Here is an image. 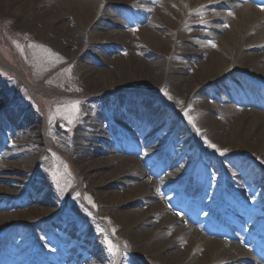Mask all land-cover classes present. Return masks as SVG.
<instances>
[{"label":"rangeland","instance_id":"374dc122","mask_svg":"<svg viewBox=\"0 0 264 264\" xmlns=\"http://www.w3.org/2000/svg\"><path fill=\"white\" fill-rule=\"evenodd\" d=\"M100 2L113 13L111 19L121 24H113L110 18L102 22L104 28L117 32L115 40L95 37L90 23L87 31L82 29L74 35H66L63 43L56 44L48 33L50 31L46 30L47 19L63 14V22L73 27L71 11L62 7L59 12L61 0H32L31 3L0 0V106L12 109L15 104L24 103L36 118L42 138L46 139L44 142L41 136L32 141L23 137H3L5 132L1 131L7 132L9 126L3 123L6 116L0 112V175L17 177L14 185L0 183V194L12 196V199L0 197V233L9 230L0 243V264H32L28 251V236L32 232L40 245L38 264H119L124 256L134 261L129 264H174L162 263L146 245L135 246L136 239L119 227L107 198L98 193L94 183L99 180V175L93 177L94 172L90 171L91 182L81 180L73 158L66 154V149L54 140L53 135L48 134L49 130L67 138L79 130L82 135L91 134L81 129L80 124L83 125L84 121L97 125L99 131L91 134L93 145L89 150L106 145L112 151L100 156H118V161L106 172L121 165L123 158L130 159L125 176L129 183L118 181L109 187L110 191H115L116 201L137 193L136 188L145 180L132 177L138 166L147 170L148 180L163 184L164 187H159L160 196L148 202L142 198L137 203L141 210L150 209L153 203L159 202L168 208L169 214L184 218L198 200L206 204L207 201L218 202L223 193L218 184L217 159L223 152L220 158L234 175L224 193L222 210L215 204L212 210L196 213L194 221L183 219L163 232L169 237L187 223L196 227L197 221H204L211 229L209 236L235 241L247 238L243 247L253 250V255L257 256L253 246L264 235V226L257 224V220L264 216V184L258 180L264 169V155L257 154L262 143L255 145L253 141L245 142L240 137H227L224 143H219V137L203 128L200 120L209 109L221 106V99L204 90L202 100L196 101L178 94L171 84L176 75L190 81L187 88L194 87V91L208 84L207 78L196 74V51L200 52L198 60L202 61L212 54H219L215 38L210 34L215 32L219 36L226 29L224 21L210 20L207 17L209 12L186 17L175 5L169 9L153 0ZM184 19L187 27L179 38L178 27ZM212 25L221 28L215 30ZM144 28L147 34L162 36L147 46L143 42ZM120 31L123 36H119ZM188 49L195 53L187 52ZM139 59L158 61V67L162 66L159 76L163 75V81L135 82L137 79L131 74L130 67ZM79 63L98 71L95 76L104 82L105 87L99 94L102 98L118 94L119 97L136 99L143 114L150 115L156 110H159L158 114L164 112L162 120L167 119V125L160 121L152 123L144 133L137 135L142 116L138 118L137 110L132 108L128 109L132 120L119 115L118 110L114 113L116 129L109 127L102 117L98 123L93 122L95 112L85 110L91 90L84 83L86 76L80 71ZM256 76H250L254 87L257 85L252 80H264L263 74L256 73ZM224 77L225 74L220 76ZM236 79V84L242 86V81ZM238 91L240 93L232 98V103L243 109L251 108L239 87ZM223 97L228 95L224 93ZM117 136H129L132 140L154 139L145 150H133L135 147L131 145L129 151H120L113 146ZM209 143L216 147H209ZM10 153L17 156L11 158ZM225 155L234 157L225 160ZM22 157L29 158V162L23 163L24 172L8 163L18 162ZM166 158L175 163L163 167ZM196 169L198 178L188 189L187 177ZM176 180L180 184H176ZM199 187L207 188L206 196L202 198L198 194L195 200L183 201V194H197ZM259 188L262 191L258 192ZM18 191L21 194L16 196ZM221 211L226 213L224 217L219 216ZM251 213L253 217L249 219ZM56 215L59 216L57 219L52 218ZM161 217H152V221L157 223ZM247 225L258 229L256 237L247 234ZM188 236L183 237L188 239ZM178 250L188 253L184 244L179 245ZM247 264H253V261Z\"/></svg>","mask_w":264,"mask_h":264},{"label":"bare ground","instance_id":"6f19581e","mask_svg":"<svg viewBox=\"0 0 264 264\" xmlns=\"http://www.w3.org/2000/svg\"><path fill=\"white\" fill-rule=\"evenodd\" d=\"M10 1L17 2V0ZM24 1L31 3L32 0ZM153 1H157L156 3L164 5L169 9L175 5L177 10L183 12L186 17L190 14L197 15L209 12L207 17L210 20L224 21L226 29H224L219 36H217L215 32L210 34V37L215 38V44L218 46L216 50L219 54H212L202 61L198 60L200 52L196 51V60L198 61L195 66L196 74L207 78L208 84L194 91V87L187 88V84H189L190 81H187V79L181 75L173 76L171 84L175 86V91L178 94L184 97L189 96L196 99V101L202 100L204 90H208L212 95L219 97L223 104L209 109L201 117L200 124L203 128L214 132L216 134L215 136L220 139L219 143H224L227 137H240V139L245 142L253 141L255 145L262 143V145L259 146L257 154L264 155V91L257 90L250 82V76L257 77L256 73L264 75V10H262L264 9L262 5L264 0ZM35 2L36 1H34V3ZM62 7H67V9L71 11L70 14H73L70 17L73 27L63 22V14H58L53 18H49L45 23L46 30L50 31L48 33L54 37L56 44L63 43L64 36L66 35H74L78 33L79 30L82 31V29L87 31L90 23L92 25L91 31L95 37L98 36L112 40H115V37H117V32L114 30H107L103 27L102 22L105 18H110V20L114 22L113 24H121L119 21L113 18L111 19L113 13L107 11L100 0H61L59 12H61ZM222 8L228 9L223 10ZM231 15H233L232 18ZM23 22L25 23L26 21ZM186 27V19H184L180 22L178 27L179 38ZM211 27L215 30L221 28L216 25H212ZM144 30L146 34L143 42H145L147 46H151L152 43L159 40L160 36H162V34H147L146 28H144ZM123 35L124 33L120 31L119 36ZM187 52L195 53L189 49ZM79 65L80 71L86 76L84 83L91 90L85 110L95 112L96 116L91 119L93 122L98 123V121H100L99 118L102 117L103 121H105L109 127L116 129V125H114V117L116 114L114 113H117L118 110L119 115L128 120H132L133 116L128 111V109L132 108L133 110H137V117L142 116L140 122L141 127L138 129L137 135L144 133L152 123L160 121L161 124L167 125L168 120H162L164 112L158 114L159 110H156L154 113H150V115L146 113L143 114L142 106H140L141 104L139 103L137 104L136 99L129 98L128 96L119 97L118 94L102 98L99 94L105 90V87H103L104 82L95 76L98 71L83 66L81 63H79ZM158 65H160L158 61L155 63L147 62L143 59L137 60L134 65L130 67L131 74L137 79L135 82L139 84L145 80L148 82L157 80L161 83L163 81V75L161 74L162 76H159V71L161 68L162 73V66L158 67ZM224 74L225 77L220 78V76ZM240 77H242V79ZM236 78L242 81V86L236 84ZM132 83L136 84L134 82ZM237 86L242 90L251 108L243 109L232 103V98L240 93ZM224 93L227 94L228 97L224 98ZM104 108L107 109L108 112L107 110L105 111ZM239 111L241 112L239 113ZM0 112L6 116L5 122L3 123L9 126L7 132L1 131L5 132L3 137H23L24 139L32 141V139L37 140L41 136V130L37 127L36 118L26 109L24 103L19 102L15 104L12 109H3V106H0ZM228 124V129H225ZM86 126L89 127L86 128ZM80 127L83 131L91 134L99 132L97 125H90L86 121H84L83 125L80 124ZM48 134L53 135L54 140L66 149V154L73 158L72 160L76 164L77 174L81 180L90 181L89 177L92 176V174H88L90 171L94 172L93 177L99 175V180H96L94 184L98 188V193L107 198L108 207L111 208L113 217L119 227L122 230L129 231V233L133 235L136 239L134 243L135 246L137 245V247H140L146 245L147 249L153 255H158L160 257L162 263L169 261L170 263L174 262V264H247V262L253 261V264H264V235H262L258 239L256 245L253 246V249L257 250V256L253 255V250L243 247V244H246L245 241L247 238H240L239 241H235L219 238L217 236H209L211 229L206 227L204 221H197L196 227L191 223H187L177 228L173 235L171 234L169 237H165L166 234H164V230L171 228L179 221H183V219L194 221L196 213L201 210H205L206 212L212 210L215 204L217 208L222 210V201H225V194L223 198H220L216 203L207 201L208 204H206L205 201L198 200L199 202L197 201V205H193L188 211V215L184 218L183 216L169 214L168 208L159 202L153 203L150 209L141 210L136 205L142 198L145 202H148L150 199L160 196L161 189L159 187H164L161 181L148 180L146 178L147 170L138 166L135 169L137 173L133 174L132 177L145 180L136 188L137 193L121 201H116L115 191H110L109 187L118 181L119 183H129V180L125 177L128 161H130L129 158H123L121 165L106 172L108 168L112 167L116 161H118V156L109 155L107 158L105 156H100L102 153L106 154L112 151V149L106 145H100L94 150H89V147L93 145V139L90 137L91 134L82 135L80 130L76 131L73 136L68 138L51 132L50 130ZM153 139L154 137L145 138L143 140L133 138L132 140V137L129 136H117L114 137L113 142H115V144L113 146L120 151H129L131 145L135 147L133 150H145ZM41 140L46 142V139L42 138V136ZM7 154L8 153H4V155ZM16 156V153L9 154L11 158ZM233 157V155H225L224 159L229 160ZM27 159L29 158L22 157L18 162L8 161V163L13 165L14 169L20 168L21 172H24L25 170L22 167L24 162H29ZM173 163H175V161L166 158L163 161V167H166V165H173ZM138 168L140 169L137 170ZM226 173L228 181H232L234 171L231 168H227ZM197 178L198 170L196 169L187 177L186 186L188 189L194 186ZM258 180L261 184H264V169ZM16 182L17 177L14 175H0L1 184L6 183L8 185H14ZM175 183L180 184L178 180H176ZM260 190L262 189L259 188L258 192H260ZM20 192L18 191L15 195H20ZM198 194L202 195L203 198L206 196L207 190H203L199 187L197 194L192 196H184L183 194V197H181L183 201L187 199L192 201L197 198ZM53 213L54 212L51 214ZM160 215H162L160 221L154 223L152 217L157 219ZM220 215L224 217L226 213L221 211V213H219V216ZM250 215L249 219H252L253 213ZM58 217L59 216L56 215L52 218L57 219ZM257 224L264 226V216L257 220ZM257 231L258 229L255 230L254 226L247 225V234L249 235L250 233L251 237H256ZM215 233L218 235L217 232ZM185 235H189L188 239L183 237ZM182 244L186 246L188 250L187 254L178 250V246ZM120 260L119 264L134 262L126 256Z\"/></svg>","mask_w":264,"mask_h":264},{"label":"snow or ice","instance_id":"6c2138e0","mask_svg":"<svg viewBox=\"0 0 264 264\" xmlns=\"http://www.w3.org/2000/svg\"><path fill=\"white\" fill-rule=\"evenodd\" d=\"M262 10H264V9H262ZM212 46L214 47L215 45H212ZM165 94H166V93H165ZM72 107H73L74 110H77L75 105H73ZM189 119L191 120V117H189ZM71 122H72V121L69 120V123H71ZM206 143H207V141H206ZM208 146H209V147H212V148H215V147H216L215 145L210 144V143H209ZM216 150H217V151H220L219 149H216ZM221 155H223V152H221Z\"/></svg>","mask_w":264,"mask_h":264}]
</instances>
